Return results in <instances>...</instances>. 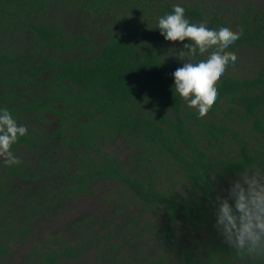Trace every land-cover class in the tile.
Instances as JSON below:
<instances>
[{
	"label": "trees",
	"instance_id": "16d2710c",
	"mask_svg": "<svg viewBox=\"0 0 264 264\" xmlns=\"http://www.w3.org/2000/svg\"><path fill=\"white\" fill-rule=\"evenodd\" d=\"M243 2L231 16L181 0H0V109L27 128L16 163L1 154L0 264H264L227 245L214 214L239 172L264 167V5ZM177 4L239 33L203 113L173 90L189 41L157 28ZM103 188L115 216L97 225L77 203ZM52 210L71 227L39 234Z\"/></svg>",
	"mask_w": 264,
	"mask_h": 264
},
{
	"label": "clouds",
	"instance_id": "9594fccd",
	"mask_svg": "<svg viewBox=\"0 0 264 264\" xmlns=\"http://www.w3.org/2000/svg\"><path fill=\"white\" fill-rule=\"evenodd\" d=\"M157 28L167 41H189L183 45L188 55L181 52L180 66L172 73L173 90L200 113L205 112L216 99L217 78L236 61L226 48L234 44L239 33L227 22H190L179 4L171 13L158 17ZM197 49L202 54L197 55ZM26 133L27 128L6 108L0 109V154H6L9 163H16L11 146ZM214 214L216 229L227 245L252 258L264 257V167L250 166L239 172L227 195L218 199Z\"/></svg>",
	"mask_w": 264,
	"mask_h": 264
},
{
	"label": "rangeland",
	"instance_id": "374dc122",
	"mask_svg": "<svg viewBox=\"0 0 264 264\" xmlns=\"http://www.w3.org/2000/svg\"><path fill=\"white\" fill-rule=\"evenodd\" d=\"M181 1L189 2V3L199 2V3H201L207 7H210L211 9L222 10L221 12H223V14L227 13V14H230L231 16L235 15L234 12L238 8V6H244L245 5L243 0H220V1H218V0H181ZM222 4H225V7H231V11H229L227 8H222ZM259 4H260L259 6L264 5V0H259ZM0 160H3L1 154H0ZM0 173H1V169H0ZM12 190L18 191L17 188H14V189L12 188ZM105 196L111 198V193L108 190L103 188L98 192L97 197L93 198L92 200H86L84 203L80 200L77 203V206H78L77 208L81 209V208L85 207V205L87 204L86 212L88 211L89 212L88 214L95 215L97 225H103L105 223L104 221L107 217L113 218L115 216L114 214L112 215V213H113V210L115 209V205L113 206V204L116 202L114 199L107 201L105 199ZM121 201H123V199L119 200V202H121ZM1 208L4 210L2 205H1ZM13 209L17 210L18 207L15 206V208H13ZM13 209H9V210H13ZM16 210L14 212V215H18L20 218H22V216H23L22 214L24 212L23 209L19 208V210H17V212H16ZM55 211L56 210H52L51 214L56 218V220L54 219V221H53V219H43L42 222H39V226L42 227V230L38 232L39 234H43L45 236H47V235L52 236L59 231H63L65 228H66L65 232H67L68 228L71 227L69 225H66L67 223L64 224L63 223V217L61 215H59L58 213H56ZM3 218H4V216L0 217V219H3ZM70 221H72V220H70ZM0 222H2V220H0ZM17 224H19V223H17ZM43 226L44 227L46 226V227L43 228ZM46 228H49V229L47 230ZM50 230H52V234H48V233H50ZM186 233H187V235H186L185 239L187 241H191L190 234L192 233V229L186 230ZM210 233L212 235L214 234V232H210ZM136 234H137V230H135V233L134 234L132 233L130 235V237L135 238ZM204 235H209V234H207L205 231H203V237H204ZM122 239H123V237L120 238V237H118V235H116L114 237L113 241L116 243L119 240L123 241ZM156 241H157V238H155L154 243H156ZM135 244L138 246V248L134 245H131V249L136 251L137 253L140 249L145 248L144 244L141 242H140V245H138V243H135ZM92 261H94V259H92V258H89L87 260L88 263H92Z\"/></svg>",
	"mask_w": 264,
	"mask_h": 264
},
{
	"label": "flooded vegetation",
	"instance_id": "af4514ba",
	"mask_svg": "<svg viewBox=\"0 0 264 264\" xmlns=\"http://www.w3.org/2000/svg\"><path fill=\"white\" fill-rule=\"evenodd\" d=\"M48 117L50 118L49 115H48ZM53 118H54V116H53ZM120 138H121V137H120ZM128 149H130V148H128ZM128 151H130V150H128ZM124 153H126V151L123 150V151H122V154L125 155ZM124 157H125V156H124Z\"/></svg>",
	"mask_w": 264,
	"mask_h": 264
}]
</instances>
